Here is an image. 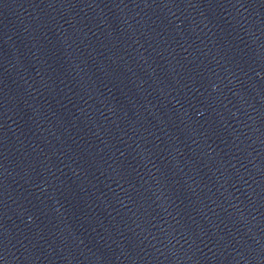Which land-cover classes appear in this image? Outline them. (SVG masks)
<instances>
[{
    "label": "water",
    "instance_id": "1",
    "mask_svg": "<svg viewBox=\"0 0 264 264\" xmlns=\"http://www.w3.org/2000/svg\"><path fill=\"white\" fill-rule=\"evenodd\" d=\"M0 264H264V0H0Z\"/></svg>",
    "mask_w": 264,
    "mask_h": 264
}]
</instances>
